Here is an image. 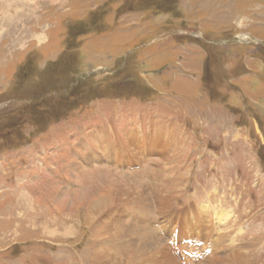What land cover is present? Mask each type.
<instances>
[{
	"label": "rangeland",
	"instance_id": "1",
	"mask_svg": "<svg viewBox=\"0 0 264 264\" xmlns=\"http://www.w3.org/2000/svg\"><path fill=\"white\" fill-rule=\"evenodd\" d=\"M131 140L146 156L110 164ZM119 187L206 206L172 257L235 241L264 264V0H0V264H108L98 244L133 264L164 220L143 205L107 242Z\"/></svg>",
	"mask_w": 264,
	"mask_h": 264
},
{
	"label": "bare ground",
	"instance_id": "2",
	"mask_svg": "<svg viewBox=\"0 0 264 264\" xmlns=\"http://www.w3.org/2000/svg\"><path fill=\"white\" fill-rule=\"evenodd\" d=\"M155 134L156 133H154V135ZM143 136L146 137L144 134H143ZM160 138H162V137H160ZM129 142H130V144L131 143H134L135 145L138 144V146L136 147L137 149L131 151L128 149L127 146L124 149H122L119 146H117L115 149H106L105 148L107 160H109L110 164L111 163L114 164V166L116 168L133 167L134 165L138 164V159H139L138 156L139 155H142V156L145 155L146 156L148 151L143 150V148H144L143 143L142 144L137 143V142L132 141V140ZM140 144H141V146H140ZM160 150H161V153L163 155L166 154V150L164 151L161 148H157L156 152H160ZM100 158H102V157L100 156ZM145 159H146V157H145ZM117 191L118 192L115 193L114 197H111L112 199L110 200V202L109 201L106 202L109 204L104 205V204L99 203V209L96 210L97 206H95L93 209V210H96V212H94V216H96L97 212H99L101 210V213L98 216H101V215L102 216L101 217L96 216V217H94L95 219L99 220L100 222L110 223V224H108L107 227L111 230V234H110V237H109L107 242H110V243L112 242L113 236L116 234L119 225L122 223L123 220H125L124 217H128L127 215H133L134 214L133 218L136 222H137V220L139 221V219H141L142 216H139L140 214H138V212H141L143 205H146V207L149 205L155 206V208L157 209V214H159L160 217L164 220V222L161 223V225H162L161 229L163 230L164 234L163 235H161L160 233L157 234L156 238H155L156 241H154L153 239L151 240L148 237H146V239L141 237L142 240H140V241L138 240V242L136 243L138 252L134 256L135 259H134L133 264H181L182 260L185 261V262H183V264H204V263L210 264L213 261V260L210 261L208 259V256H207V259H205L207 262H205V260H203V258H205V256L203 255V253H201V256L196 255V257L197 256L199 257V260L197 259L198 261L194 263L192 260L189 261L190 260L189 256L186 255L185 251H184V254H185L184 258L185 259H181L180 257H178V258L172 257V251H171L172 248L171 249L168 248V250H166L167 248L163 247V244H165V245L167 244V241L165 239L166 237L170 238V239L175 238L174 234H175V231L177 230V227H179V232L182 235L181 237L178 238L179 242H181V243L183 242L184 244H186V242L191 240V241L197 243L196 244L197 246H198V244L204 245V243H202V242H204V239H202V237H200V235L198 233V231H199L198 228L199 229L203 228L202 223L205 221L202 222V214L205 215L206 206L199 208V209H196L193 206L189 205L188 207L184 206L180 209L177 208V209L172 210L171 206H170L169 198L163 196L160 192L155 190V188H153V187L152 188L148 187L147 190L145 188V191L143 193H141V192L139 193L138 191H136V189L128 190V188L127 189H123V188L121 189V187H119L117 189ZM130 205L134 206V207L131 208ZM207 207L209 210L210 206H207ZM223 216H225V214ZM226 217H230V215L226 214L225 218ZM225 218H223V219L225 220ZM217 219H219L218 221H219V227H220V222L224 221V220L222 219L221 216H218ZM203 230H205V229H203ZM65 231L67 233H71L70 229L66 228ZM71 231H73V230H71ZM140 231H141V229H140ZM120 232H122V230ZM139 234H140V232H139ZM172 234H173V237L171 238ZM129 236L131 239H132V237H134V235H129ZM207 239L208 238H206V240ZM134 240H135V238H134ZM103 242H105V241H103ZM207 243L208 242H206V244ZM234 245H235V241L231 242L229 245L230 248H232V249L230 251L231 255L228 257V259L218 257L220 260L219 264H244V261L241 259V257L243 255L240 253V251H237L238 249L234 248ZM98 246H100L99 247V255H98L99 258H101L102 260H106L108 262V264L111 262H113V264H121V260L119 259V257L116 256L117 255L116 253H113L112 251L101 248V245H99V244H98ZM207 246H208V244H207ZM195 248H197V247L195 246ZM192 252L196 253L195 250H193ZM192 258H194V257H192ZM211 264H214V263L212 262Z\"/></svg>",
	"mask_w": 264,
	"mask_h": 264
}]
</instances>
